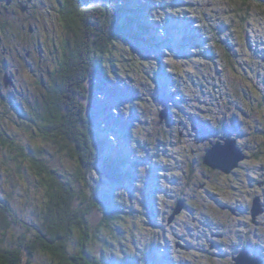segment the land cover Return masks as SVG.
Wrapping results in <instances>:
<instances>
[{
	"label": "rangeland",
	"instance_id": "obj_1",
	"mask_svg": "<svg viewBox=\"0 0 264 264\" xmlns=\"http://www.w3.org/2000/svg\"><path fill=\"white\" fill-rule=\"evenodd\" d=\"M130 1L150 34L109 46L102 56L105 76L95 87L88 82L86 96L78 97L108 153L127 158L128 176L112 186L96 172H86L83 181L79 166L38 131L47 87L71 44L58 14L61 0H0V135L15 142H0V243L16 246L20 235L30 239L40 226L45 195L28 162L34 155L71 180L77 205L107 193L117 206L107 224L95 207L87 216L93 256L110 263L233 264L232 256L246 247L264 259V214L254 225L249 210L255 195L264 203L262 6ZM5 73L12 85L4 86ZM227 137L246 156L224 173L206 166L203 156ZM180 199L185 207L168 223ZM32 264L52 262L37 252Z\"/></svg>",
	"mask_w": 264,
	"mask_h": 264
},
{
	"label": "trees",
	"instance_id": "obj_2",
	"mask_svg": "<svg viewBox=\"0 0 264 264\" xmlns=\"http://www.w3.org/2000/svg\"><path fill=\"white\" fill-rule=\"evenodd\" d=\"M245 2H256L264 10V0ZM136 10V4L130 0H102L96 5H91L90 0H61L58 9L71 46L64 47L55 76L47 87L38 131L57 152L79 166L77 172L83 181L87 180L86 172H96L101 181L112 186L122 185L128 176L123 168L126 156L108 153L106 139L94 131L93 121L85 114L78 97L86 96L88 82L95 87V82L105 76L102 56L108 52L109 46L127 41L129 37L141 40L143 34H150V29L142 23ZM0 142H7L9 146L15 144L2 134ZM243 154L246 156L244 151ZM28 162L44 189L41 223L29 231L30 239L24 233L20 235L16 246L0 243V264H32L37 252L47 254L52 264H135L129 258L110 263L87 250V216L91 208L95 207L102 213L101 222L104 224L115 217L117 206L111 203L107 193L86 207L79 206L71 180L62 175L50 160L30 155ZM76 232V250L69 251Z\"/></svg>",
	"mask_w": 264,
	"mask_h": 264
},
{
	"label": "water",
	"instance_id": "obj_3",
	"mask_svg": "<svg viewBox=\"0 0 264 264\" xmlns=\"http://www.w3.org/2000/svg\"><path fill=\"white\" fill-rule=\"evenodd\" d=\"M8 3V2H6ZM4 86L12 85L10 77L5 73L3 75ZM167 109H164L159 113V118L163 120L166 117ZM245 159L243 151L235 144L233 138H227L223 141H216L213 143L205 152L203 156V163L212 168L218 169L224 173H229L233 168H235L239 162ZM185 207V202L183 200H178L173 207V210L167 222L170 223L176 215H178L181 210ZM231 212L232 209H229ZM264 211L263 204L259 197H254L251 202L250 215L251 221L254 223L256 217L262 214ZM233 264H262L261 258L258 256H251L247 248H242L236 256L232 257Z\"/></svg>",
	"mask_w": 264,
	"mask_h": 264
},
{
	"label": "flooded vegetation",
	"instance_id": "obj_4",
	"mask_svg": "<svg viewBox=\"0 0 264 264\" xmlns=\"http://www.w3.org/2000/svg\"><path fill=\"white\" fill-rule=\"evenodd\" d=\"M7 10V8L5 7L4 9H3V12L4 13H9V11H6ZM11 77V76H10ZM259 148H260V152H263L264 153V142H262L261 144H260V146H259ZM256 156V155H255ZM241 163V162H240ZM255 196H257V195H255ZM254 196V197H255ZM253 197V198H254ZM252 198V199H253ZM260 200H261V202H262V199H261V197H260ZM262 204H263V207H264V203L262 202ZM224 207V209H222V211H228L229 213H231L232 214V212L229 210V209H232V210H234V214H232V215H235V213H236V211H235V209H233L232 207H230V206H223ZM250 210V209H249ZM263 214L264 213H262L261 215H259L257 218H258V221L261 219V217L263 216ZM257 218H256V220H255V222L253 223L254 225H257ZM218 236H220L219 238H221L222 237V235H218ZM212 246V248H214V244H210V247ZM243 248H246V247H243ZM251 255V254H250ZM251 256H255V255H251ZM258 256V255H257ZM233 257V256H232ZM259 258H261L260 256H258ZM261 260H262V264H263V262H264V259L263 258H261Z\"/></svg>",
	"mask_w": 264,
	"mask_h": 264
},
{
	"label": "snow or ice",
	"instance_id": "obj_5",
	"mask_svg": "<svg viewBox=\"0 0 264 264\" xmlns=\"http://www.w3.org/2000/svg\"><path fill=\"white\" fill-rule=\"evenodd\" d=\"M110 139H114V138L110 137Z\"/></svg>",
	"mask_w": 264,
	"mask_h": 264
},
{
	"label": "bare ground",
	"instance_id": "obj_6",
	"mask_svg": "<svg viewBox=\"0 0 264 264\" xmlns=\"http://www.w3.org/2000/svg\"><path fill=\"white\" fill-rule=\"evenodd\" d=\"M234 212V211H233Z\"/></svg>",
	"mask_w": 264,
	"mask_h": 264
}]
</instances>
